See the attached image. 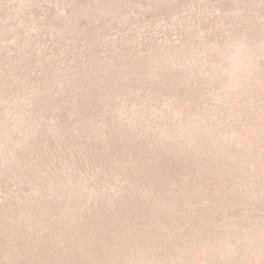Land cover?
<instances>
[{
	"label": "trees",
	"instance_id": "obj_1",
	"mask_svg": "<svg viewBox=\"0 0 264 264\" xmlns=\"http://www.w3.org/2000/svg\"><path fill=\"white\" fill-rule=\"evenodd\" d=\"M49 1L64 4L65 16L56 27L43 18L40 36L44 38L30 49L32 56L50 58L43 62L47 64L42 69L29 66L27 74L18 66L0 71V256L29 264L26 256L33 253L40 259L49 257L48 264H65L67 253L82 249L90 256H102L98 264H112L111 253L123 251L121 243H125V253H140L142 259L167 207L173 200H184L190 187L184 183L187 179L195 184L203 176L228 175L229 164L218 168L214 163L219 157L235 166L247 158L232 149L218 150L213 140L186 139L180 134L184 127L197 121L219 126L224 119L234 124L236 135L235 126L255 121L243 115L264 112V102L242 75L234 83H220L210 53L194 50L195 43L191 56L170 63L171 70L117 60L123 47L117 40L111 41L115 46L107 51L105 64L92 63L100 59L94 28L83 24L81 37H76L69 34L68 23L75 7L100 0ZM235 2L249 4L246 9L252 8L255 31L264 33V0ZM15 4L0 0V22L17 11ZM182 4L176 0V7ZM235 4L223 0L218 8L226 13ZM22 12V18L31 14L26 8ZM113 21L107 20V27L118 28ZM255 46L249 47L250 58L257 63L253 75L263 70L257 79L263 84L264 63L257 61ZM54 58L63 65L50 63ZM5 59L1 50L0 65ZM13 70L27 77V81L17 79L26 87L14 94L10 92L17 78ZM177 75L184 76L182 82L175 81ZM237 89L240 98L245 94L240 100ZM246 89L252 91L250 98ZM206 105L211 107L208 114L195 115ZM260 149L264 157V147ZM6 167L11 168L9 175Z\"/></svg>",
	"mask_w": 264,
	"mask_h": 264
},
{
	"label": "rangeland",
	"instance_id": "obj_2",
	"mask_svg": "<svg viewBox=\"0 0 264 264\" xmlns=\"http://www.w3.org/2000/svg\"><path fill=\"white\" fill-rule=\"evenodd\" d=\"M8 1L16 2L17 11L9 16L13 21L8 18L0 22V51L6 58L5 63L0 65V71L18 66L20 71L27 74L25 70L31 65L34 69H42L47 64L43 62L50 58L43 59L40 53L32 56L30 49L37 47L39 38H44L40 36L45 28L42 26L43 18L53 22L55 27L61 25L60 21L65 16L64 4L50 3L49 0ZM232 1L236 4L223 13L218 8L223 0H181L183 4L180 7H176V0H100L96 5L75 7L74 17L68 23L69 34L81 37L83 24L94 28L98 35L94 44L99 48L100 59L92 63L105 64L108 61L107 51H112L115 46L111 41L117 40L116 44L123 46L121 55L115 57L117 60L134 61L138 63L137 66L142 64L144 68L162 66L164 70H171L170 63H182L189 58L193 53L190 47L195 43L193 48L197 49L194 50L210 53L209 62L214 73L218 72L217 80L222 79L220 83H234L242 75L244 82L255 85V97L264 102V83L257 80L263 70L260 75L257 71L253 75L257 63L252 62L249 49L256 45L253 51L259 59L257 61L263 64L264 33L255 31L252 8L246 9L249 4ZM22 8L31 14L27 13L22 18ZM107 20H111V23L115 20L120 26L109 28ZM99 36L102 37L100 40ZM49 44L50 41L46 45ZM43 50L50 53L46 46ZM52 62L63 65L59 58H54ZM220 68L226 69L225 72H221ZM13 71L17 78L13 79L10 92L14 94V91L22 92L26 87L23 85L25 81L17 79L27 81V77L19 76L18 70ZM177 76L175 81L182 82L184 76ZM164 80H168L167 77ZM238 92L237 89L235 96ZM245 93L247 98L252 96V91L248 93L246 89ZM241 98L237 96L236 99ZM256 102L259 100L256 99ZM257 108L258 104L253 109ZM210 109L209 105L202 106L195 115L208 114ZM234 110L238 111L237 108ZM234 114L241 115L239 112ZM251 118L255 121L235 126L236 135L232 133L234 124L226 123L224 119H221L219 126L197 121L194 125L184 127L181 133L176 129L186 139L201 143L213 140L218 150H235L239 157H247L248 161L246 158L245 162H238L235 166V163H228L219 157L214 163L218 168L229 164L231 168L228 171L231 172L228 175L203 176L196 181L194 177L195 184L187 179L184 183L190 187L186 190L184 200H173L167 207L159 222L163 224L158 226L153 244L150 242L151 249L145 248L141 259L140 253H125L126 244L121 243L123 251L111 253L112 264H264V157L260 149L264 147V112L258 109L255 114L243 115V119ZM5 170L9 175L11 168L6 167ZM161 180L165 182L164 178ZM200 185H204V190ZM63 193L70 195L69 191ZM75 251L73 254L67 253L65 264H96L102 259V256H90L82 249ZM39 257L42 256L32 253L26 256V260L29 264L50 262L49 257ZM15 263L16 260L8 255L0 256V264ZM106 264H111V261Z\"/></svg>",
	"mask_w": 264,
	"mask_h": 264
}]
</instances>
